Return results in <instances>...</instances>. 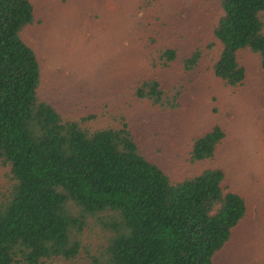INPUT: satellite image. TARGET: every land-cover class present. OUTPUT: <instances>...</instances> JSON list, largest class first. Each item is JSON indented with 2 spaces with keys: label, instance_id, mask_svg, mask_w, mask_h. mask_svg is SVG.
<instances>
[{
  "label": "trees",
  "instance_id": "obj_1",
  "mask_svg": "<svg viewBox=\"0 0 264 264\" xmlns=\"http://www.w3.org/2000/svg\"><path fill=\"white\" fill-rule=\"evenodd\" d=\"M216 1L221 49L212 70L237 88L246 80L241 52L257 55L264 71V0ZM35 18L33 0H0V165L9 181L0 193V264H216L247 215L245 198L221 168L173 179L125 121L93 128L63 119L41 99V66L22 37ZM141 43L154 70L179 59L156 32ZM203 57L196 48L184 59L186 76ZM180 83L143 78L134 93L179 112L188 84ZM225 138L216 125L192 139L190 162L213 161Z\"/></svg>",
  "mask_w": 264,
  "mask_h": 264
},
{
  "label": "rangeland",
  "instance_id": "obj_2",
  "mask_svg": "<svg viewBox=\"0 0 264 264\" xmlns=\"http://www.w3.org/2000/svg\"><path fill=\"white\" fill-rule=\"evenodd\" d=\"M33 3L36 23L22 37L41 66V99L63 119H85L89 127L125 121L147 158L173 179L204 168L223 169L227 185L245 198L248 211L216 264H264V71L258 56L244 51L239 54L246 69L242 86L232 88L215 77L212 67L221 49L214 37L222 14L218 1ZM153 32L161 45L179 52L166 70L152 69L142 46L141 39ZM196 48L202 49L203 60L186 76L183 61ZM154 76L169 89L188 83L182 110L163 111L135 96L136 83ZM216 125L226 133L216 158L193 165L192 139ZM7 171L0 165V193L9 182Z\"/></svg>",
  "mask_w": 264,
  "mask_h": 264
}]
</instances>
